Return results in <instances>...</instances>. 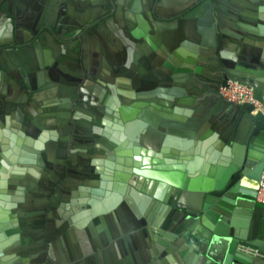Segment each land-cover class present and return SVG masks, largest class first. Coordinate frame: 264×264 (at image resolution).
Returning a JSON list of instances; mask_svg holds the SVG:
<instances>
[{"label": "water", "instance_id": "obj_1", "mask_svg": "<svg viewBox=\"0 0 264 264\" xmlns=\"http://www.w3.org/2000/svg\"><path fill=\"white\" fill-rule=\"evenodd\" d=\"M229 79L249 85L262 106L224 99ZM83 108L103 113L93 134L103 146L80 147V168L69 141L92 122ZM46 145L56 174L37 154ZM15 161L40 176L21 197L1 188ZM263 169L264 0H0V264L11 244L10 264H72L134 246L115 264H149L183 239L173 234L185 217L187 227L238 237L221 223V205L255 195L248 183ZM113 190L122 202L106 214L112 232L83 234V207ZM148 205L165 211L159 220L180 211L155 225ZM70 237L81 244L76 254ZM245 239L235 251L264 258Z\"/></svg>", "mask_w": 264, "mask_h": 264}, {"label": "crops", "instance_id": "obj_2", "mask_svg": "<svg viewBox=\"0 0 264 264\" xmlns=\"http://www.w3.org/2000/svg\"><path fill=\"white\" fill-rule=\"evenodd\" d=\"M143 54L137 53L136 64L138 65V73L142 71L145 72L144 68V57ZM140 60H143L140 62ZM119 64L116 63L117 66ZM143 66V67H142ZM121 67V66H120ZM140 83L146 85L152 84L146 78H140ZM145 87V88H146ZM153 89H156V85H152ZM151 85L148 86V90H152ZM144 88V89H145ZM158 88H160L158 86ZM27 148V142L25 143ZM32 150L36 151L38 149L37 145L32 144L29 146ZM16 149V148H15ZM46 149L45 153H47V145L43 148L39 149L37 154L41 157L43 163V167L52 171L56 167V162L54 159L48 155H43V150ZM25 150L22 154L24 155ZM35 154V153H34ZM38 167V166H37ZM43 167L39 166L37 170L43 171ZM8 173L4 176V181L1 183V188L8 194L12 196L21 197V186L27 184L28 182H32V180H38L40 176H36L35 169L33 170L27 164L23 162L15 161L14 164L8 166ZM174 172L168 173V177L175 178L176 175H172ZM152 180H158L157 177H152ZM112 184V182H109ZM247 184V183H246ZM248 185L254 187L256 189L257 182L248 183ZM249 190V189H248ZM110 194L108 196L102 195L100 198H93L91 204H86V210L89 213L84 216L81 215L80 218L83 220L84 228L81 230L83 234L88 230L95 231L98 235L104 234V232H112L110 223L107 220V215L112 212L117 211L122 202V196L116 191H109ZM183 196H189L188 193L181 192ZM254 193H247L244 191L237 192L233 194L230 199L226 200L221 205V210L219 211V219L223 226L226 228L233 229L239 235L238 237L230 236V235H215L208 229H205L201 224L193 223L191 226H188L189 218H184V226L179 230L180 232L177 234H173L174 237L177 235H181L183 239L177 245H170L167 251L161 254V257L151 261L149 264H264V258L260 257H248L242 254H239L234 249V243L237 239L246 238L249 242L255 244L259 247L260 251L264 253V213H259L255 218V223L252 222V213L254 207H263V204H260L255 201ZM116 209V210H115ZM180 209V206H176V208L172 209L167 216L163 217V220H159L163 213L165 212L162 209H152L149 205L146 210H149V214H152V219L156 222H164L166 220L173 221ZM180 211V210H179ZM107 214V215H106ZM188 216V215H186ZM115 222V221H114ZM159 226V224H158ZM114 227V226H113ZM154 236H157V232L154 231ZM8 239V237L6 238ZM78 237H70V242L73 248V252L76 254V251H81V244L78 242ZM245 239V240H246ZM83 240H89L85 235ZM84 246L87 248L89 242L84 241ZM2 253L4 255V259L6 260L5 264H10L13 262V258H8L10 254L9 248ZM94 247L88 251V253H92ZM132 249L136 250L135 246L127 248L128 252L125 253V250H118L115 253L108 251L102 252L97 255H90L87 258L82 260H76L72 264H115L119 263L120 260L125 259L126 254L130 256L132 253ZM120 251V252H119ZM133 256V255H131ZM134 257V256H133Z\"/></svg>", "mask_w": 264, "mask_h": 264}, {"label": "flooded vegetation", "instance_id": "obj_3", "mask_svg": "<svg viewBox=\"0 0 264 264\" xmlns=\"http://www.w3.org/2000/svg\"><path fill=\"white\" fill-rule=\"evenodd\" d=\"M79 115L83 118H91L92 122H90L89 126H83L81 128V132H84L86 136H80L79 134H74V139L69 141V148L71 152L75 151L76 155V161L78 166L80 168L84 167L86 165V162L84 161V157H81L79 155V149L80 147L86 146L92 144L93 146L99 148V146H103L102 139L99 135L94 136L93 134H101L102 132V126L98 123L99 120H102L104 118L103 113L97 109H89L86 110V108H83L82 111H78ZM98 127H100V132L98 133ZM76 129V128H73ZM88 137L89 139H86ZM91 146V145H90ZM67 149V148H66ZM67 152L69 154V150L67 149ZM56 168V167H55ZM55 173V169L53 170ZM56 174V173H55ZM57 184V183H56Z\"/></svg>", "mask_w": 264, "mask_h": 264}, {"label": "built area", "instance_id": "obj_4", "mask_svg": "<svg viewBox=\"0 0 264 264\" xmlns=\"http://www.w3.org/2000/svg\"><path fill=\"white\" fill-rule=\"evenodd\" d=\"M219 94L226 100L237 102V103H252L254 106H262L261 102H259L253 96L252 88L238 80H227L225 85L219 87ZM255 201L264 205V169L261 173L260 179L257 182L256 192H255ZM249 251L253 254L255 250L251 248Z\"/></svg>", "mask_w": 264, "mask_h": 264}]
</instances>
